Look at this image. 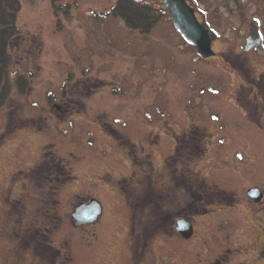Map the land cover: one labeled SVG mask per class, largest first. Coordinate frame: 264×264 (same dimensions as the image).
<instances>
[{
    "label": "rangeland",
    "instance_id": "374dc122",
    "mask_svg": "<svg viewBox=\"0 0 264 264\" xmlns=\"http://www.w3.org/2000/svg\"><path fill=\"white\" fill-rule=\"evenodd\" d=\"M20 1L19 33L9 49L13 76L25 74L30 87L24 94L13 88L0 108V264H52L58 251L57 264H185L181 254L159 249L157 222L147 220L163 205L148 185L159 193L161 157L184 138L181 149L198 144L195 171L212 198L219 188L238 201L255 185L264 189V125L253 113L264 93V43L245 51L255 20L264 36V0H193L219 36L216 54L206 59L168 10L142 34L107 15L116 0ZM141 1L165 7L164 0ZM33 178L64 184L50 185L58 193L52 205L42 206L28 190L24 183ZM89 197L102 201L105 214L98 225L75 227L71 211ZM47 208L49 222L34 223ZM165 208L193 213L170 201ZM130 215L144 245L134 253ZM32 234L37 238L23 242ZM246 235L235 234L249 251ZM240 253L252 261L251 251Z\"/></svg>",
    "mask_w": 264,
    "mask_h": 264
},
{
    "label": "flooded vegetation",
    "instance_id": "af4514ba",
    "mask_svg": "<svg viewBox=\"0 0 264 264\" xmlns=\"http://www.w3.org/2000/svg\"><path fill=\"white\" fill-rule=\"evenodd\" d=\"M190 3L195 8L196 13L201 16V19H199L202 20V16H205V14L199 11V8L195 5V2L193 0H190ZM256 21L257 20H255V23ZM257 24L259 26V23ZM261 93L263 94L260 97L261 101L256 107L253 106V113L255 115V120L260 123L259 125H264V118L262 115L264 112L262 111V106H264V93L262 91ZM257 94L258 92H256V95ZM258 96L259 95H257V97ZM247 104L249 103L247 102ZM55 106L56 108L61 109L62 113L65 112V109L60 107L62 105L56 103ZM180 139L177 141L175 139V142H179L180 144L181 141L188 142L187 139ZM180 144L176 145L175 149L173 147L169 155L161 157L160 170L162 182L159 188V193H156L154 185H148L150 191H153L158 196L159 201L163 205L159 214H153L151 216L152 219L150 218L149 220H147L148 222H157L159 239L158 246L160 251L162 252V254H168L167 251L169 249L174 250V255L179 253L182 255L180 256V258L187 259L185 264H260L261 259L264 260V189L256 185L254 187H251L260 188L261 196L256 199L247 196L245 198V201H247L248 203L243 200H240L242 201L240 202L237 198L234 197H227L226 195L228 194L222 188H219V190L221 191L215 193L212 191L213 195L216 194V196L212 198L210 190L206 188L208 187L206 185H209V182L199 181V178L202 179L203 177L200 175L199 170L195 171L197 161L200 158V156L198 155V144L196 143L195 146L192 145L190 149H181L182 146ZM52 161L53 159L51 160V162ZM48 162L49 159L47 160V158H45L44 166L47 165ZM67 163L68 162L66 161V164ZM68 165V168H73L72 163L71 165L70 163H68ZM148 167H153L152 163L145 167L143 166L145 170H147ZM190 177L192 179H190ZM48 179L51 180V178L49 177ZM34 180L36 181V179ZM39 181V184L33 181L25 182L24 184L29 187L28 190H36V197H38V199L36 200L42 206H46L50 203V200L57 193L55 187L50 185H56V187L59 188L60 185L64 184L60 182H46L45 180ZM34 185H38L37 188H35ZM13 186L18 188L20 185L14 183ZM215 186L218 187V185ZM120 187L124 195L127 197V199H129L127 196V191H125L123 185H121ZM10 194L11 189L9 190V195ZM186 195H188L187 198H185ZM91 199H96L101 203L102 213L99 215L98 220L95 223L84 225L81 227H92L93 225H98L101 222L102 216L105 214V208L102 201L96 197H89V199L80 201V203L74 205L70 215L71 219L73 220V213L75 211V208L82 203H89ZM169 201L174 202V205H180L181 207L183 206V204L189 205L192 207L191 210L193 213L184 214V212L188 209L184 210V208H179L176 211L175 215L168 214L166 212L165 206ZM196 206H198L199 208H197ZM50 210L51 209L49 208L45 209V211L42 210L41 215L37 216L36 220L34 219V221L32 220L33 218H31V221L35 223L39 218H42L43 220H46V222H49L48 219L45 218V216H48L47 213ZM243 216L247 217L244 218ZM243 219L246 220L247 224L240 223ZM250 220L253 221V224L248 223V221ZM128 222V230L133 234L131 235L133 241L130 250L134 253V250H139L144 245L140 246L142 238L141 235L136 231L137 226L135 222V215H130L128 218ZM252 229L253 234L251 233ZM239 230H242V234L248 232L246 238H250L249 240L252 245L249 251L246 249L245 244L241 245L240 241L236 240L237 237L235 236V234ZM154 232H151L148 235L153 236ZM18 235V233H15V237ZM135 235L136 238H134ZM7 237L9 238V236ZM35 238H37V235L32 234L29 238L23 240V242L31 243V241L29 240ZM36 243L37 241L33 240L32 246H36ZM144 244H146V241L144 242ZM47 245H49V241L47 242ZM240 250H245L247 254L251 251L253 254L251 257L252 261L247 260L246 258L248 257L246 255L242 256ZM184 251L188 257H185ZM52 253L55 258H51L54 259L52 264H57L56 260L59 258L58 256L60 255V253L59 251L57 253ZM127 253V260L129 263V252L127 251ZM229 253L230 256H234V258L237 257V261H231ZM17 254L18 253L16 251V255ZM36 257L40 261L47 260L46 255H37ZM163 257L164 259H166L164 255ZM240 257H242L243 260H239ZM68 258L69 257L66 253V262L68 261ZM132 264H135V262H132ZM175 264H177V260L175 261ZM181 264H183V261L181 262Z\"/></svg>",
    "mask_w": 264,
    "mask_h": 264
},
{
    "label": "trees",
    "instance_id": "16d2710c",
    "mask_svg": "<svg viewBox=\"0 0 264 264\" xmlns=\"http://www.w3.org/2000/svg\"><path fill=\"white\" fill-rule=\"evenodd\" d=\"M20 9V0H0V108L7 103L13 88L24 94L30 87L25 74L13 76L14 61L9 49L11 40L19 33L17 17ZM106 13L122 18L133 30L149 34L167 15V10L163 6L155 9L141 0H116Z\"/></svg>",
    "mask_w": 264,
    "mask_h": 264
},
{
    "label": "water",
    "instance_id": "95a60500",
    "mask_svg": "<svg viewBox=\"0 0 264 264\" xmlns=\"http://www.w3.org/2000/svg\"><path fill=\"white\" fill-rule=\"evenodd\" d=\"M165 7L169 10L176 29L183 38L191 45L195 46L197 54L202 58H209L216 53L213 50V42L216 34L212 32L204 22H200L196 16V10L188 0H165ZM263 44L262 35L257 26H252L251 33L246 40L245 50ZM259 189H251L249 196L256 198ZM102 213V205L96 199H91L89 203H82L75 208L73 213V225L81 227L93 224Z\"/></svg>",
    "mask_w": 264,
    "mask_h": 264
},
{
    "label": "snow or ice",
    "instance_id": "6c2138e0",
    "mask_svg": "<svg viewBox=\"0 0 264 264\" xmlns=\"http://www.w3.org/2000/svg\"><path fill=\"white\" fill-rule=\"evenodd\" d=\"M256 23H259V21H256ZM213 119H216V117H213ZM35 182H36L37 184H39V182H40V181H39V178H37Z\"/></svg>",
    "mask_w": 264,
    "mask_h": 264
}]
</instances>
